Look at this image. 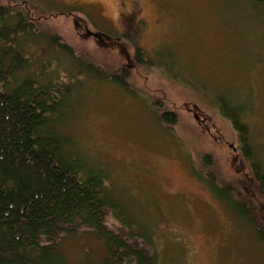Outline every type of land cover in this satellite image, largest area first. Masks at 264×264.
Returning <instances> with one entry per match:
<instances>
[{
	"label": "rangeland",
	"instance_id": "obj_1",
	"mask_svg": "<svg viewBox=\"0 0 264 264\" xmlns=\"http://www.w3.org/2000/svg\"><path fill=\"white\" fill-rule=\"evenodd\" d=\"M0 8L30 23L12 46L24 67L40 80L71 82L64 130L103 167L126 219L150 235L154 264H264V214L252 216L261 241L233 208L257 213L264 190L217 110L220 100L240 107L252 162L264 175L260 0H0ZM187 106L201 110L206 128ZM163 112L177 116L171 129L159 121ZM60 250L68 264L105 257L96 237Z\"/></svg>",
	"mask_w": 264,
	"mask_h": 264
},
{
	"label": "trees",
	"instance_id": "obj_2",
	"mask_svg": "<svg viewBox=\"0 0 264 264\" xmlns=\"http://www.w3.org/2000/svg\"><path fill=\"white\" fill-rule=\"evenodd\" d=\"M8 11L0 8V264H68L60 247L78 237L100 240L105 257L98 264H154V254L146 255L153 251L150 235L126 219L103 167L76 150L64 130L71 122L69 100L75 97L71 82L40 80L24 67V57L12 46L29 23L23 14ZM7 13L10 20L4 24ZM217 110L232 124L242 156L264 190L240 107L220 100ZM159 121L171 129L177 116L163 113ZM233 206L251 226H256L253 212L258 219L264 214V204L257 213L251 205L248 210ZM255 229L262 241L261 230Z\"/></svg>",
	"mask_w": 264,
	"mask_h": 264
},
{
	"label": "flooded vegetation",
	"instance_id": "obj_3",
	"mask_svg": "<svg viewBox=\"0 0 264 264\" xmlns=\"http://www.w3.org/2000/svg\"><path fill=\"white\" fill-rule=\"evenodd\" d=\"M63 16V15H62ZM122 19L125 21V22H127V21H129L130 20V16H126V15H124L123 17H122ZM127 23H129V22H127ZM30 24V23H29ZM74 25L75 26H77V23L75 22L74 23ZM135 26H137V25H134L133 26V29L131 28V30H132V32H135L136 30L134 29V27ZM33 29V28H32ZM128 29V28H127ZM130 30V29H129ZM89 32H85V36H87V37H90V35L88 34ZM95 40L96 41H99V40H101V38H97V37H95ZM113 42H114V44L115 45H117V47H123V44H121V42H120V38H117V39H113ZM127 61H130V59L127 57ZM129 67V66H128ZM127 72H129V70H127ZM125 75V74H124ZM123 74L121 75L122 77L124 76ZM189 109H190V111H191V114H192V118L199 124V125H201V126H203V127H205L206 128V123H207V120H206V116H204L203 114H201V110L198 108V107H196V106H191V107H189ZM164 113V112H163ZM169 114H174L175 115V113H173V112H168ZM209 123V125H211V123L210 122H208Z\"/></svg>",
	"mask_w": 264,
	"mask_h": 264
},
{
	"label": "water",
	"instance_id": "obj_4",
	"mask_svg": "<svg viewBox=\"0 0 264 264\" xmlns=\"http://www.w3.org/2000/svg\"><path fill=\"white\" fill-rule=\"evenodd\" d=\"M90 36H94V37H97L98 38V36L96 35V34H92V33H88Z\"/></svg>",
	"mask_w": 264,
	"mask_h": 264
}]
</instances>
